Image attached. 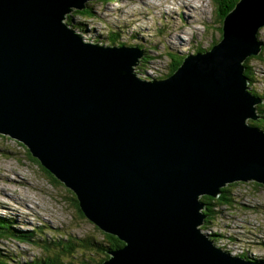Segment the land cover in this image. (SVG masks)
Returning a JSON list of instances; mask_svg holds the SVG:
<instances>
[{
	"label": "water",
	"instance_id": "95a60500",
	"mask_svg": "<svg viewBox=\"0 0 264 264\" xmlns=\"http://www.w3.org/2000/svg\"><path fill=\"white\" fill-rule=\"evenodd\" d=\"M96 0H0V134L126 243L101 264H258L201 233L200 196L264 185L263 100L243 62L262 49L264 0H239L220 40L169 77L142 80L137 47L85 43L66 24Z\"/></svg>",
	"mask_w": 264,
	"mask_h": 264
},
{
	"label": "rangeland",
	"instance_id": "374dc122",
	"mask_svg": "<svg viewBox=\"0 0 264 264\" xmlns=\"http://www.w3.org/2000/svg\"><path fill=\"white\" fill-rule=\"evenodd\" d=\"M162 1H91L85 4L91 14L80 15L72 10L65 19L71 18L75 33L88 43L113 47L122 43L139 48L143 54L135 67L137 77L158 81L168 77L173 62L198 50L208 51L221 37L218 0H204V6L191 0ZM257 34L259 42L264 43V26ZM111 43L115 45H106ZM263 57L262 52V60L251 64L256 77L251 90L255 95L264 92V85L260 84L264 83ZM237 183L229 192L234 203L224 205L216 215L220 226L210 222L207 229L202 230L204 223L199 229L203 235H210L215 248L224 247L231 257H247L255 252L257 259L252 261H264V185L255 181ZM73 197L74 193L63 183L45 174L25 146L0 134V220L10 222V227L21 233L35 229L50 240L60 239L65 251L73 241L101 243L102 232L75 209ZM43 251L42 246L10 237L0 242V261L34 264L45 259ZM64 257L65 264H98L103 252L94 247H77Z\"/></svg>",
	"mask_w": 264,
	"mask_h": 264
},
{
	"label": "trees",
	"instance_id": "16d2710c",
	"mask_svg": "<svg viewBox=\"0 0 264 264\" xmlns=\"http://www.w3.org/2000/svg\"><path fill=\"white\" fill-rule=\"evenodd\" d=\"M238 1L239 0H218L219 4H218V6L216 5L218 8L216 10L218 13L219 22L221 23V29H220L221 35H222V23H223L224 19L226 18V16L228 15V13H230L231 10L234 9V7ZM75 13L83 15V14H91V11H90V8L86 7L82 11H78V12L75 11ZM65 22H66V24H68V25L72 26L74 29H76V27L73 26L72 20L69 16L66 17ZM106 38L109 39L110 36H106ZM91 40H93V39H91ZM109 42L110 41H108V43ZM262 44H263L262 49L264 52V43L262 42ZM106 45H115V43L106 44ZM120 45H123V44L121 43V44L116 45V46H120ZM196 53H202V52L198 50V51H196ZM186 57H188V56H186ZM172 59H173V57H172ZM263 59H264V57H263ZM184 60H185V57L182 58L181 61L173 62L174 67L171 71H169V73L166 75V77L170 76L175 70H177L181 66V64ZM261 60H262V53L256 57H248L242 64V67H244V73L243 74H244V77H246V80L248 82V89H249L248 91L252 95H255V92H253L251 90V87H252L253 79H256V77L254 75V70H253V67L251 66V64L255 61H261ZM135 74L138 75L137 72H135ZM259 94L260 95H255V96H258V98H262L264 100V94L263 93H259ZM256 112H257L258 116L261 117V119H258L257 121L249 120L248 123H249V125H251L253 127L264 130V125H263L264 124V121H263L264 120V116H263L264 104L258 105L256 107ZM26 151L28 154H30V152L27 149H26ZM34 161L37 163V165L40 166V164L38 163L37 160L34 159ZM43 171L45 172V174L47 173L48 175L53 176L44 168H43ZM51 180L53 181V179H51ZM238 185H239V183L236 182L234 184H231L228 187H224V188L220 189L219 194L216 197H210V196L204 195L203 197L199 198L200 203L202 205V213L204 216H206V219L204 221L205 225H203L205 227L202 230L207 229L210 226L209 223L213 222L215 220L214 219L215 214L217 215L219 213L220 208H223L224 205H232L234 203V201L232 200L233 199L232 195L229 192L234 187H236ZM71 201H72V199H71ZM73 203H74L75 209L78 210L79 213L82 214V212L79 209L78 203L76 201V197H73ZM100 231L103 234L101 243H94L90 240H87L85 243H81V242L78 243V242L73 241L70 244V246L68 247V249L65 251V246H63V245H61V243H59L60 239H56V240L51 239L50 240L46 236L39 234L38 231L35 232V229H33L32 232L21 233L17 230L16 231L13 230L10 227V222L0 220V242L2 239H8V238L12 237V238L17 239L19 242H22V243L27 242V243H31V244L36 245V246H42V248L44 250L43 253L45 255V259L40 261V262H36L34 264H65L64 263V261H65L64 256H69L72 253V251L77 247H83V248L94 247V248L101 249V251L103 252V257H102L103 259L101 258L100 262H98V264H99L108 258L107 252L122 249L124 246H126V243L119 240L116 236L105 233L101 229H100ZM208 236H210V235H208ZM72 239L73 238H71V237L69 238V240H72ZM1 256L2 255L0 253V257ZM241 256L246 257L244 254H241ZM62 257H64V259H62ZM256 262H258L259 264H264V261L260 260V259ZM0 264H2L1 261H0ZM30 264H33V262H31Z\"/></svg>",
	"mask_w": 264,
	"mask_h": 264
},
{
	"label": "clouds",
	"instance_id": "9594fccd",
	"mask_svg": "<svg viewBox=\"0 0 264 264\" xmlns=\"http://www.w3.org/2000/svg\"><path fill=\"white\" fill-rule=\"evenodd\" d=\"M83 40V39H82ZM264 53V52H263ZM186 58V57H185ZM263 94H264V92H263ZM256 97H258V96H256ZM260 99H262V98H260ZM263 100V99H262ZM264 104V100H263V103L261 104V105H263ZM263 116H264V112H263ZM205 224V223H204ZM202 232V231H201ZM212 240V239H211ZM213 244H215V241H214V243ZM221 250L222 251H225L226 253H228V251H226L225 249H223V248H221ZM257 254L255 253V252H253V253H251V255L249 254V255H247V257H242L241 255L240 256H237V255H235V257H239V258H243V259H247V260H255V259H257Z\"/></svg>",
	"mask_w": 264,
	"mask_h": 264
},
{
	"label": "bare ground",
	"instance_id": "6f19581e",
	"mask_svg": "<svg viewBox=\"0 0 264 264\" xmlns=\"http://www.w3.org/2000/svg\"><path fill=\"white\" fill-rule=\"evenodd\" d=\"M96 1H98V0H96ZM101 1H106V0H101ZM147 2H150V3H152L153 2V0H146ZM193 1V3L195 2H197L198 4H201V6L203 5L204 6V0H191V2ZM162 2H164V3H166V0H163ZM203 2V3H202ZM197 6H200V5H197ZM257 40L259 41V36H258V34H257ZM91 42H93V40H91ZM132 48V47H131ZM263 52V49H261V51H260V53H259V55L261 54ZM169 77V76H168ZM259 119H261V117H259ZM247 124L249 125V123L247 122ZM14 140V139H13ZM24 146V145H23ZM208 236V235H207ZM238 256V255H237ZM258 263V262H257ZM259 264V263H258Z\"/></svg>",
	"mask_w": 264,
	"mask_h": 264
},
{
	"label": "flooded vegetation",
	"instance_id": "af4514ba",
	"mask_svg": "<svg viewBox=\"0 0 264 264\" xmlns=\"http://www.w3.org/2000/svg\"><path fill=\"white\" fill-rule=\"evenodd\" d=\"M214 219H215V220L212 222V224H213V225H218V224H219V222L216 220V214H215V217H214ZM204 225H205V224H204Z\"/></svg>",
	"mask_w": 264,
	"mask_h": 264
},
{
	"label": "built area",
	"instance_id": "2783aa9c",
	"mask_svg": "<svg viewBox=\"0 0 264 264\" xmlns=\"http://www.w3.org/2000/svg\"><path fill=\"white\" fill-rule=\"evenodd\" d=\"M260 84L263 86L264 85V83L263 82H260ZM218 226H220V223L218 224ZM203 232V231H202ZM223 249H224V247H223Z\"/></svg>",
	"mask_w": 264,
	"mask_h": 264
}]
</instances>
